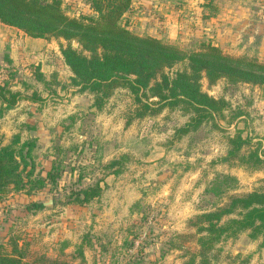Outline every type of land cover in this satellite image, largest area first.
I'll use <instances>...</instances> for the list:
<instances>
[{
	"label": "rangeland",
	"instance_id": "1",
	"mask_svg": "<svg viewBox=\"0 0 264 264\" xmlns=\"http://www.w3.org/2000/svg\"><path fill=\"white\" fill-rule=\"evenodd\" d=\"M60 2L68 17L95 16L90 0ZM120 22L187 52L212 45L264 64V0H129ZM67 44L80 50L75 40L33 38L0 23V87L17 93L0 115V148L26 143L23 173L32 180L0 193V245L10 251L15 240L26 260L39 262L199 264L203 232L194 217L264 190L262 90L202 74L200 90L225 102L219 114L191 125L193 114L179 106L133 117L127 89L97 107L94 92L72 83L60 53ZM96 183L98 196L76 201ZM48 198L51 206H30ZM249 235L213 243L208 264H264V234Z\"/></svg>",
	"mask_w": 264,
	"mask_h": 264
},
{
	"label": "trees",
	"instance_id": "2",
	"mask_svg": "<svg viewBox=\"0 0 264 264\" xmlns=\"http://www.w3.org/2000/svg\"><path fill=\"white\" fill-rule=\"evenodd\" d=\"M90 2L95 16L68 17L60 0H0V23L33 38L75 40L80 50L70 44L60 46L63 62L72 73V83L80 85V89L94 92L97 107L114 89H127L137 105L133 117L153 114L163 107L179 106L193 114L188 123L191 125L205 116L219 114L225 102L215 100L200 90L198 81L202 74L210 82L226 78L257 84L264 95V64L223 55L212 45H207L202 51L187 52L153 37L135 35L120 22L129 0ZM179 63H185L183 70H177L171 76L165 72V69ZM0 99L1 115L16 102L17 93L0 87ZM184 129L186 127L181 130ZM17 142L14 140L0 148V193L9 186L19 190L32 183L28 171L23 173L29 151L23 150L26 143L14 148L13 144ZM240 143L228 155H234ZM47 176L50 175L47 173ZM37 181L42 184V179ZM51 181H54V176ZM100 190L98 183L78 190L76 201H89L98 196ZM30 206L43 207L42 203ZM235 210L233 218L222 220ZM194 222L198 231L203 232L196 238L200 246L199 264H208L205 254L213 243L235 237L244 230L250 232V238L264 234V190L231 197L225 206L195 216ZM10 245V251L0 245V264H64L56 260H26L15 240H11Z\"/></svg>",
	"mask_w": 264,
	"mask_h": 264
},
{
	"label": "water",
	"instance_id": "3",
	"mask_svg": "<svg viewBox=\"0 0 264 264\" xmlns=\"http://www.w3.org/2000/svg\"><path fill=\"white\" fill-rule=\"evenodd\" d=\"M43 206H51L52 205V199L48 198L45 202L42 203Z\"/></svg>",
	"mask_w": 264,
	"mask_h": 264
}]
</instances>
